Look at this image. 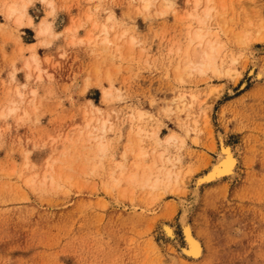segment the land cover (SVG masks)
<instances>
[{
  "label": "rangeland",
  "instance_id": "obj_1",
  "mask_svg": "<svg viewBox=\"0 0 264 264\" xmlns=\"http://www.w3.org/2000/svg\"><path fill=\"white\" fill-rule=\"evenodd\" d=\"M48 1L0 0V264H264V0H215L208 18L204 1ZM22 3L33 27L5 14ZM201 26L222 43L220 73L185 66ZM32 53L40 72L24 68ZM220 143L236 174L195 193ZM184 222L197 260L181 255Z\"/></svg>",
  "mask_w": 264,
  "mask_h": 264
},
{
  "label": "bare ground",
  "instance_id": "obj_2",
  "mask_svg": "<svg viewBox=\"0 0 264 264\" xmlns=\"http://www.w3.org/2000/svg\"><path fill=\"white\" fill-rule=\"evenodd\" d=\"M11 1V0H10ZM18 1V0H17ZM21 1V0H20ZM28 1V0H27ZM43 3L44 2H47V5H49L51 7V9H53V4L51 1H48V0H41ZM137 1V0H136ZM141 1L143 4H144V7L145 8H149L151 5H152V0H139ZM165 1V4L166 6H169L171 5V1L170 0H163ZM204 1L206 2V9L204 10L205 12V17L208 18L210 16V13L214 10V8L216 9L215 7V4H216V1L215 0H192L193 4H194V9L197 8L201 2ZM15 2V1H14ZM189 2V0H188ZM28 4L30 2H27ZM3 4V2H2ZM14 4V3H13ZM23 4V3H22ZM21 4V5H22ZM45 4V3H44ZM18 5V4H17ZM20 5V6H21ZM203 5V4H202ZM211 5V6H209ZM26 4H23L20 8L17 7L16 5H9L7 6L6 10H5V14L7 17H12V16H15L14 19H13V22L14 24H16L17 26H22L23 24H25L26 26L28 27H33L34 26V22H33V19L31 16L28 15L27 11H26ZM48 7V6H47ZM173 7V6H172ZM203 8V6H202ZM193 9V8H192ZM189 10V8H188ZM161 12V10H159ZM164 11V10H163ZM175 11V10H174ZM198 11V9H197ZM195 12V10H194ZM199 12V11H198ZM50 13H51V10H50ZM159 13V12H158ZM174 13V12H173ZM201 13V12H199ZM190 14V13H188ZM193 19L196 20V23L197 24H205L204 23V20H202L200 17H198L197 15H192V13L190 14ZM203 16V15H202ZM212 16V14H211ZM5 17V16H4ZM6 17V18H7ZM88 17V16H87ZM113 17L112 16H109L108 17V20H111ZM9 19V18H8ZM11 19V18H10ZM114 19V18H113ZM181 20V19H180ZM210 20V19H209ZM190 22V21H189ZM192 23V22H191ZM208 23V22H207ZM93 25V24H92ZM191 25V24H190ZM206 25V24H205ZM198 26V25H197ZM207 26V25H206ZM76 27V26H75ZM185 27V26H184ZM188 27V25H187ZM190 27V26H189ZM36 28V27H35ZM103 33L105 35L108 34V28L103 26ZM192 29V28H191ZM36 30V33L38 36H42V35H49L52 33V27L49 23H47L46 21H41L38 25H37V28L35 29ZM88 34V33H87ZM90 35V34H89ZM187 36V31L185 32V34ZM50 36V35H49ZM56 36V35H55ZM54 36V37H55ZM91 36V35H90ZM111 36V35H110ZM106 37V36H105ZM108 37V36H107ZM184 37V36H183ZM188 40L185 41L187 42V47L184 46V49L185 50V53H182V55L184 54L185 56V66L189 69H192V70H196L197 72L199 73H206L207 71H211L213 73H220V69L218 68L217 66V60L218 58H220V54H221V48L222 47V43L219 41V38L217 37V34L211 32L209 29H203L202 26L201 27H197L191 31L188 32V36H187ZM88 38V37H87ZM95 38V36H94ZM89 40V38H88ZM118 40V39H117ZM172 42V41H171ZM44 45H46L45 43L46 42H43ZM42 43V44H43ZM50 43V42H49ZM103 43H108V40L107 38H104L102 40V44ZM41 44V43H40ZM177 44V43H175ZM34 44H31L30 47L33 48ZM21 47V46H20ZM29 47V48H30ZM193 47V48H192ZM180 48V47H179ZM27 49V47H26ZM182 49V50H184ZM192 50V53H190V51ZM35 51V50H34ZM176 51H178V49H176ZM174 51V53L176 52ZM181 52V51H180ZM126 53V52H125ZM180 56V54H178ZM223 56V55H222ZM181 57V56H180ZM40 59V58H39ZM49 58H47L48 60ZM183 59V58H182ZM180 60V59H179ZM220 62V60H219ZM232 62H235L234 59H232ZM32 64H35V69L36 71L40 70L39 69V60L37 58V55L35 53H32L30 55V58H28L25 63H24V68L26 69V71H31L32 70ZM179 65V64H177ZM41 66V65H40ZM94 67V66H93ZM41 68V67H40ZM178 70V67L176 68ZM35 71V70H34ZM117 71V70H116ZM14 72V71H13ZM28 72V73H29ZM33 72V71H32ZM40 72V71H38ZM38 72H37V75H38ZM227 72H229L228 70L224 71V73L226 74ZM232 71H230L231 73ZM36 73V72H35ZM253 71H251L250 74H252ZM30 74V73H29ZM33 74V73H32ZM43 74V72H42ZM233 74V72H232ZM221 75V74H220ZM27 77H29V75L27 74L26 75ZM34 76V75H33ZM261 76V72H259V78ZM13 77V76H12ZM10 77V78H12ZM27 77H26V80H27ZM37 79L39 77H36ZM14 79V78H13ZM30 80V79H29ZM31 84V83H30ZM22 86V85H21ZM25 85H23L22 87H24ZM28 87V86H27ZM110 88V87H109ZM110 90V89H108ZM13 91V90H12ZM16 91L17 90V87H16ZM15 91V92H16ZM22 91V90H21ZM26 91V90H25ZM103 92V95H108L109 92H106L104 90H102ZM212 92V91H211ZM19 93V92H18ZM18 93H15V95L17 96H21L22 94H18ZM29 93V92H28ZM30 96H32L31 94H29ZM211 95V94H210ZM16 96V97H17ZM19 98V97H18ZM193 98H195L193 96ZM23 99V98H22ZM20 100V99H19ZM18 100V101H19ZM27 100V99H26ZM194 101V100H193ZM22 102V101H20ZM28 102V101H26ZM10 103V102H8ZM19 103V102H18ZM33 103V102H32ZM10 104H13V103H10ZM28 104H31V102H28ZM8 106V105H7ZM12 106V105H11ZM15 107L13 108H9L7 107V109L5 110L6 111V115L8 113H12L13 111H15ZM4 111V112H5ZM8 111V113H7ZM26 113V112H25ZM5 114V113H4ZM137 115V118L141 119L143 117V114L142 112L138 111L136 113ZM2 116V115H1ZM137 121V120H136ZM89 123V122H88ZM106 123L107 121L104 120L102 121L101 123V127H102V131L106 128ZM141 133V129H138L136 131V135H140ZM138 137V136H137ZM155 137V136H154ZM156 138V137H155ZM100 139V138H99ZM98 139V141H99ZM222 139V138H221ZM177 140V137L174 135V134H171L169 136H167L166 140H165V143L166 144H170L171 142H175ZM101 141V140H100ZM158 141V140H157ZM182 141V139H181ZM223 141V140H221ZM134 144V143H133ZM157 144V142H156ZM182 144V143H181ZM222 144V143H220ZM67 147V146H66ZM98 148L100 151H103L104 150V145L102 143H99L98 144ZM153 152V151H152ZM220 152V159L212 164V166L210 167V169L208 170L207 173H205L204 175H202L200 178L197 179L196 181V187H195V190L194 192L196 193L198 191V187L202 184H209V183H214V182H217L219 180H221L223 177H233L235 174H236V164H237V159L236 157L234 156V153L233 151L231 150V148L227 145H224L222 144L220 146V150L218 151ZM145 153L143 152V150L140 152V155L143 156ZM165 155V152H160L159 155H158V159L163 162V157ZM157 159V161H158ZM165 162L167 163H170V159L169 158H166V160H164ZM176 161V160H175ZM178 162V161H176ZM53 164V162H52ZM162 164V163H161ZM166 164V163H165ZM157 165V162L156 160L152 163V167L156 168V172H159L161 173V171L163 172L164 174V177H165V180L167 183L170 182V180L172 179V171L169 170V169H166L165 166H160V167H156ZM136 168L138 167V165H135ZM144 166V165H143ZM145 167V166H144ZM192 171V170H191ZM148 173V172H147ZM150 173V171H149ZM151 174V173H150ZM36 175V174H34ZM161 175V174H160ZM36 177V176H35ZM150 177V176H148ZM163 177V176H162ZM177 177L178 175H176V180H177ZM47 178V176H44L43 175V183H44V180ZM174 178V177H173ZM31 179V178H30ZM29 179V180H30ZM144 179H147V181H143L145 182V185L148 184V182L150 181V179L148 178H144ZM32 180V179H31ZM30 180V181H31ZM29 181V182H30ZM50 181V180H49ZM33 182V181H32ZM42 183V182H41ZM161 182H159L158 179L154 180L152 182V184L150 185L151 186V189H155L156 187H159ZM38 184H40L38 182ZM42 185V184H41ZM169 185V184H168ZM49 186V185H48ZM56 187V186H55ZM51 188V187H50ZM163 226V225H162ZM165 234V236L168 238V239H172L174 236V233H173V229L168 226L167 224L163 227V230H162ZM182 235L184 237V240H185V244H186V247L184 248H181V255L182 256H185L186 258H190L192 260H197L201 257L202 255V245L200 244V242L198 241V239L193 235L192 233V230H191V227L184 222L183 226H182ZM183 247V246H182ZM171 257V256H170ZM175 258L171 257V260H173ZM175 262V261H174Z\"/></svg>",
  "mask_w": 264,
  "mask_h": 264
}]
</instances>
